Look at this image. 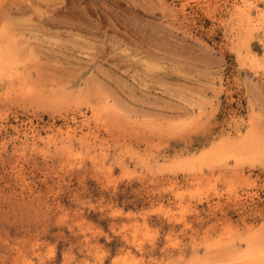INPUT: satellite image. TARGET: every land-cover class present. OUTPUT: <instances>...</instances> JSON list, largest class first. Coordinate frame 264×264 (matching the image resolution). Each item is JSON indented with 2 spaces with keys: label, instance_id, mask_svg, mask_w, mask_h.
<instances>
[{
  "label": "rangeland",
  "instance_id": "1",
  "mask_svg": "<svg viewBox=\"0 0 264 264\" xmlns=\"http://www.w3.org/2000/svg\"><path fill=\"white\" fill-rule=\"evenodd\" d=\"M0 264H264V0H0Z\"/></svg>",
  "mask_w": 264,
  "mask_h": 264
}]
</instances>
